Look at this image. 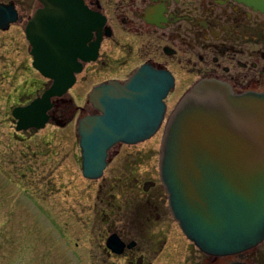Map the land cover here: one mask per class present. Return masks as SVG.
Returning <instances> with one entry per match:
<instances>
[{
	"label": "water",
	"instance_id": "obj_1",
	"mask_svg": "<svg viewBox=\"0 0 264 264\" xmlns=\"http://www.w3.org/2000/svg\"><path fill=\"white\" fill-rule=\"evenodd\" d=\"M26 32L33 65L51 85L26 105L13 108L18 131L44 128L59 120L53 98L76 83L84 62L95 61L106 18L82 0H43ZM90 41L91 45L86 43ZM82 44L76 49L75 44ZM82 54L81 58L76 57ZM173 74L141 65L128 79L96 85L90 95L97 112L79 119L83 175L99 179L116 144H136L154 136L167 113ZM161 182L175 220L204 253L216 258L249 251L264 241V92H236L216 78L188 88L170 112L160 147ZM109 246L122 253L117 235ZM132 243L131 245H133ZM222 264H250L234 259Z\"/></svg>",
	"mask_w": 264,
	"mask_h": 264
},
{
	"label": "rangeland",
	"instance_id": "obj_2",
	"mask_svg": "<svg viewBox=\"0 0 264 264\" xmlns=\"http://www.w3.org/2000/svg\"><path fill=\"white\" fill-rule=\"evenodd\" d=\"M20 39L19 43H11L8 38L7 46L0 42V52L6 55L0 57V264H107L102 263L99 229L131 230L140 226L141 218L136 219L135 214L146 212L145 201L150 194L158 196L157 213L164 214L158 226L168 230L169 242L163 253H156L157 246L153 245L161 241V230H135L139 242L144 243L137 255H143L144 262L151 264H202L205 255L174 219L160 180L164 125L151 139L111 149L113 160L101 178L88 179L82 172L77 128L81 116L96 112L88 101L92 88L110 78L127 77L141 58L116 49L114 56L121 59L117 64L126 61L129 66L123 72H115L109 63L100 71V59L92 63L58 98L66 101L54 107L55 115L67 121L65 125L51 120L43 129L18 131L12 115L17 102L51 84L33 66L32 57L19 53L27 50L24 38ZM183 90L180 86L174 90L166 116ZM128 158L133 170L126 163ZM139 201L143 210L140 206L134 208ZM112 210L117 213L115 221ZM150 220L143 226H151L155 217ZM237 258L264 264V241L238 256L219 258L217 264ZM112 261L127 263L124 256L109 258Z\"/></svg>",
	"mask_w": 264,
	"mask_h": 264
},
{
	"label": "flooded vegetation",
	"instance_id": "obj_3",
	"mask_svg": "<svg viewBox=\"0 0 264 264\" xmlns=\"http://www.w3.org/2000/svg\"><path fill=\"white\" fill-rule=\"evenodd\" d=\"M82 1L91 10L100 12L106 21L100 30L93 31L90 40L95 42L100 33L98 57L95 61L84 62L80 73L90 69V65L98 62L99 59L100 71L106 63L112 64L115 72L125 71V68L129 67L128 63L125 61L122 65H118L117 62L121 59L114 56L115 50L120 49L126 55L136 54L141 58V62L130 70L131 74L129 72L127 77L110 79L124 81L145 63L168 70L175 78V86L166 98L167 104L178 86L184 89V93L202 78H216L227 82L236 92H264V0ZM44 6L43 0H0V42L7 46L8 38L11 43H19V37H21L20 41L24 38L23 43H26L27 50L19 53L33 59L32 45L26 28L35 13ZM90 41L86 43L88 46L91 45ZM74 47L80 49L83 46L77 43ZM1 56L6 55L0 52ZM82 56V54L76 55L78 58ZM114 63L116 65H113ZM49 80L52 83V80ZM48 87L42 92L40 89L35 90L31 96L27 95L26 98L18 101L16 106L30 103L41 96ZM58 98L60 97L54 99V107L66 101ZM110 152L111 149L108 165L113 160ZM129 154L134 155L133 152ZM139 158H141L140 153ZM126 163L130 168L129 158ZM114 180L118 181V178L114 176ZM157 199L156 194L148 195L145 201L146 212L143 215H140L142 213L140 211L135 214L136 219L141 218L138 221L140 226L131 230L99 229L100 248L103 251L102 263L114 264L113 261L109 262V258L124 256L126 264H151L152 261L144 262L143 255H137V251L144 243L139 242L135 230H161L162 239L153 247L157 246L156 253L164 252L169 242L168 230L158 226V222L164 219V214L157 213L159 209ZM142 204L139 201L134 208L138 206L142 208ZM110 214L115 221L117 215L115 210ZM146 214L148 218L144 216ZM154 217L151 226L147 228L143 226L147 219ZM114 234L125 244L122 253L115 252L109 246L108 240ZM132 243L134 244L131 245ZM193 245L196 246L195 243ZM150 246H152L151 242ZM203 254L205 257L202 264H217L219 258ZM193 264H201V262L194 261Z\"/></svg>",
	"mask_w": 264,
	"mask_h": 264
},
{
	"label": "bare ground",
	"instance_id": "obj_4",
	"mask_svg": "<svg viewBox=\"0 0 264 264\" xmlns=\"http://www.w3.org/2000/svg\"><path fill=\"white\" fill-rule=\"evenodd\" d=\"M76 81H77V76H76ZM55 98H57V97H55ZM55 98H53V103H54V104H55V102H54V99H55ZM50 112L53 113V114L55 115L54 106L52 107V109L50 110ZM55 116H56V115H55ZM56 118L59 119V120H61V119L58 118L57 116H56ZM41 129H43V128H41ZM116 145H119V144H116ZM116 145H115V146H116ZM115 146H113V147H115ZM113 147H112V148H113ZM205 254H206V253H205Z\"/></svg>",
	"mask_w": 264,
	"mask_h": 264
}]
</instances>
